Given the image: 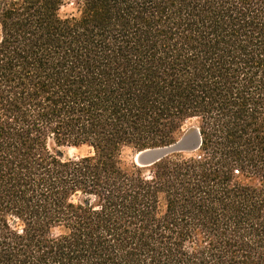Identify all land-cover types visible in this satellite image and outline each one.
I'll list each match as a JSON object with an SVG mask.
<instances>
[{
    "label": "trees",
    "instance_id": "obj_1",
    "mask_svg": "<svg viewBox=\"0 0 264 264\" xmlns=\"http://www.w3.org/2000/svg\"><path fill=\"white\" fill-rule=\"evenodd\" d=\"M0 264H264V0H0Z\"/></svg>",
    "mask_w": 264,
    "mask_h": 264
},
{
    "label": "water",
    "instance_id": "obj_2",
    "mask_svg": "<svg viewBox=\"0 0 264 264\" xmlns=\"http://www.w3.org/2000/svg\"><path fill=\"white\" fill-rule=\"evenodd\" d=\"M201 144L199 126H191L170 145L140 150L135 156V162L141 167H149L173 154L195 152ZM61 156H63L62 152Z\"/></svg>",
    "mask_w": 264,
    "mask_h": 264
},
{
    "label": "rangeland",
    "instance_id": "obj_3",
    "mask_svg": "<svg viewBox=\"0 0 264 264\" xmlns=\"http://www.w3.org/2000/svg\"><path fill=\"white\" fill-rule=\"evenodd\" d=\"M60 14L62 17H66V16H71V15H79L80 13H79L76 2L72 1L62 7V9L60 10ZM191 126H199L198 120L194 119V120L188 121L183 131L185 132ZM60 151L63 153V158H78V157L90 155L92 153V149L87 145H83L80 147L63 146L60 148ZM136 154L137 152L131 149H127L124 153V158L127 161H129L131 159H135Z\"/></svg>",
    "mask_w": 264,
    "mask_h": 264
}]
</instances>
